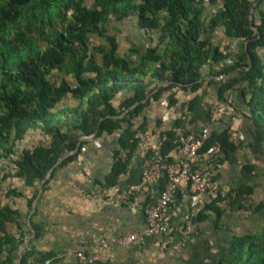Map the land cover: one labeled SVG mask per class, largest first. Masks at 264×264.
Listing matches in <instances>:
<instances>
[{
  "label": "trees",
  "instance_id": "16d2710c",
  "mask_svg": "<svg viewBox=\"0 0 264 264\" xmlns=\"http://www.w3.org/2000/svg\"><path fill=\"white\" fill-rule=\"evenodd\" d=\"M205 1L220 6L212 14ZM129 14L138 29L157 34L154 46L130 49L131 58L117 53L116 36L106 26ZM217 30L238 41L235 50L213 43ZM90 37L97 42L91 44ZM228 57L231 63H225ZM204 68L207 81L225 75L214 82L215 101L229 108L227 97L236 94L264 151V0H0V166L5 160L13 170L1 179L14 176L26 187L43 186L57 162L70 161L80 150L82 137L115 135L102 184L114 186L137 150L134 131H146L145 109L163 93L166 106L175 105L172 88L193 94L184 107L178 105L173 125L159 134L157 153L165 163L176 162L179 140L172 127L180 126L182 115L197 104ZM67 98L74 102L65 104ZM211 126L197 153L204 162L220 164L236 145L228 139V123ZM28 131L46 136L47 143L19 146ZM215 146L218 151L211 154ZM157 181L161 190L164 176ZM36 192L26 198L27 210ZM251 192L252 187L241 185L217 194L188 219L199 228L209 215L217 226L226 206L258 212L264 191L256 204L249 200ZM5 193L21 195L14 189ZM221 200L225 207L219 206ZM20 221L17 210L0 204V264H43L50 252L24 246L19 251L28 234ZM8 223L16 226V234L6 230ZM209 264H264V223L257 232L232 235Z\"/></svg>",
  "mask_w": 264,
  "mask_h": 264
},
{
  "label": "crops",
  "instance_id": "0c3cea01",
  "mask_svg": "<svg viewBox=\"0 0 264 264\" xmlns=\"http://www.w3.org/2000/svg\"><path fill=\"white\" fill-rule=\"evenodd\" d=\"M108 24L113 28L109 31L107 27L108 32L115 34L117 39V53L127 58H131L130 49L152 47L157 41L155 31L145 33L138 29L130 14L106 26ZM212 41L221 46L229 45L232 50L238 42L225 38L220 30L214 32ZM202 73L203 81L196 91L198 102L182 115L180 126L186 132L197 133L207 120V106L216 105L225 109V113L210 126L219 128L228 123L242 139L228 158L211 170L212 189L213 192H226L241 185L250 186L249 200L256 204L262 199L264 191L263 148L251 135V122L243 117L236 94L230 93L227 97L232 104L229 108L226 102H216L214 82L217 80L215 76L210 77L212 82L205 80L208 79L205 68ZM169 92L174 93L175 105L167 107L163 93L143 113L146 131L152 134L153 140L173 125L179 112L178 105L182 106L193 95L178 88ZM30 132L25 134L19 146L36 141L47 143L46 136L38 134L36 139ZM82 139L85 142L80 150L70 161L61 165H56L57 162L45 176L43 186L37 183L35 188L26 187L21 179L14 176L1 179L3 174H12L13 170L5 160L0 166V204H7L20 213L23 227L28 230L22 247L52 254L43 264H78L74 253L81 240L87 243L90 252L109 235L140 230L144 226L143 207L154 202L158 195L157 178L141 175L144 156L139 150L132 154L126 172L119 176L117 183L103 187V177L112 164V153L116 148L115 135ZM129 185L134 186L129 202H120L115 195L125 191ZM9 189L21 192V195L6 194ZM34 189L37 192L27 210L26 198ZM208 200L206 195L194 197L180 188L166 210V219L170 223L187 220ZM212 219L213 216L209 215L208 220L200 223L193 234L185 237L176 233L158 234L146 236L141 242L110 246L99 251L94 264H209L226 249L232 235L260 230L264 223V207L252 213L226 206L217 226L213 225ZM254 220L259 221L257 228H254ZM29 222L34 226L36 236ZM6 230L16 234V226L12 223L6 225Z\"/></svg>",
  "mask_w": 264,
  "mask_h": 264
},
{
  "label": "built area",
  "instance_id": "2783aa9c",
  "mask_svg": "<svg viewBox=\"0 0 264 264\" xmlns=\"http://www.w3.org/2000/svg\"><path fill=\"white\" fill-rule=\"evenodd\" d=\"M203 6L210 9V13H214L215 9L220 6L219 3L215 5H209L208 2H204ZM232 57L225 59V63H231ZM224 74H218L215 76L216 80H223ZM207 120L197 133H191L184 131L181 126H173L172 130L175 132L179 140V147L177 150V161L174 163H165L157 153L161 136L157 139H152V134L147 131H141L136 129L133 134V138L137 142V150H139L144 159L141 163V175L143 177L164 176L165 181L161 190L158 191V195L154 202L143 207L144 226L138 231H130L122 234H113L107 236L101 240L93 248V251L88 252V245L84 240H81L78 244V248L74 255L78 264H94L99 251L109 248L110 246L117 245L123 246L141 240L150 235L158 234H178L181 237L193 234L196 230V225L189 219L178 222L170 223L166 219V210L173 201V196L180 188L186 189L194 197L206 195L209 198L215 197L217 194L223 196L225 192H213L212 184L210 182V173L213 168L218 167L220 164L215 163L214 160H206L201 164L197 150L201 147L203 140L206 138L209 126L212 122L218 118V116L225 113V109L216 105H209L206 108ZM228 139L234 145H237L241 141V135L234 129L229 128L227 131ZM210 153H216L218 151L217 146L211 148ZM146 152H151L150 157H145ZM134 190L133 185H129L125 191L115 195L116 199L120 202H129L128 198L130 193ZM245 204H248L247 198L243 199ZM220 207H225V200L219 202Z\"/></svg>",
  "mask_w": 264,
  "mask_h": 264
},
{
  "label": "rangeland",
  "instance_id": "374dc122",
  "mask_svg": "<svg viewBox=\"0 0 264 264\" xmlns=\"http://www.w3.org/2000/svg\"><path fill=\"white\" fill-rule=\"evenodd\" d=\"M89 3H90V0H87V4H89ZM107 27L110 28V27H111L110 24H108ZM110 30L112 31L113 28H110L109 31H110ZM90 42H91V44H95V43L97 42V39H96V38H93V37H90ZM63 102H65V104H71L70 102H74V101H71L69 98H67V99H65ZM30 134H31V136H33L34 138H35V136H36V139L39 138V137H37L38 132H34V133H33V131H31ZM32 141H33V138H32ZM32 143H33V142H32ZM258 222H259V221L254 220V224H255L254 228H257V227H258Z\"/></svg>",
  "mask_w": 264,
  "mask_h": 264
},
{
  "label": "water",
  "instance_id": "95a60500",
  "mask_svg": "<svg viewBox=\"0 0 264 264\" xmlns=\"http://www.w3.org/2000/svg\"><path fill=\"white\" fill-rule=\"evenodd\" d=\"M21 248H22V245L19 246V251H20ZM18 253H19V252H18Z\"/></svg>",
  "mask_w": 264,
  "mask_h": 264
}]
</instances>
